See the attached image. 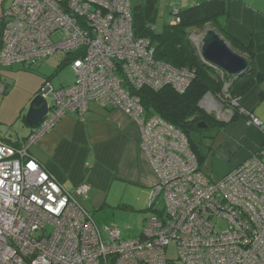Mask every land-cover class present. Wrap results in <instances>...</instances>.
<instances>
[{
	"label": "built area",
	"instance_id": "1",
	"mask_svg": "<svg viewBox=\"0 0 264 264\" xmlns=\"http://www.w3.org/2000/svg\"><path fill=\"white\" fill-rule=\"evenodd\" d=\"M178 12L173 4L170 24L179 23ZM72 54L73 83L54 88L44 81L39 95L48 111L23 144L0 140V264H167L170 244L183 264H264V143L213 179L182 131L146 115L135 91L170 86L183 93L195 72L155 59L150 41L134 37L131 0L11 2L0 32V67L31 68ZM90 101L119 109L138 125L156 176L146 203L151 213L136 237L98 225L76 198L87 197L89 185L67 191L29 152L66 114L84 119ZM216 102L204 105L214 111ZM223 113L225 120L232 116L229 108ZM239 113L260 125L250 112ZM160 197L164 206L154 209Z\"/></svg>",
	"mask_w": 264,
	"mask_h": 264
},
{
	"label": "crops",
	"instance_id": "2",
	"mask_svg": "<svg viewBox=\"0 0 264 264\" xmlns=\"http://www.w3.org/2000/svg\"><path fill=\"white\" fill-rule=\"evenodd\" d=\"M12 1L0 0V32ZM196 2L200 0H191L189 6ZM228 9L227 32L243 44L252 42L255 70L264 72V0H228ZM56 58L40 61L31 67L34 71L46 72L56 65L50 74L37 75V78L28 76L25 93L14 104L17 119L11 127L17 124L19 127L12 136L0 137V140L21 146L34 129L35 126H29L25 119L23 124L19 118L39 93L44 81L48 79L52 85L51 78L63 62V58ZM16 68H23V65L0 67V77L5 83L2 95L6 94L4 98L0 97L2 104L17 87L14 77ZM22 70L24 75L25 70ZM11 78L14 79L12 85L8 82ZM233 108L237 109V113L222 121V125L215 126L207 141H202L205 152L202 148L201 152L206 156L203 171L213 179L224 176L263 145L264 79L255 82L238 97ZM240 108L259 119L260 125L251 124L248 116L239 113ZM29 152L67 191L72 192L76 186L88 184L87 197L76 198L90 213V210L97 213L96 210H107L113 206L144 211L148 193L156 183L152 166L140 147L138 125L121 110L103 107L93 101L88 102L84 119L75 113L66 114L39 144L29 148ZM261 159L264 162V157Z\"/></svg>",
	"mask_w": 264,
	"mask_h": 264
},
{
	"label": "trees",
	"instance_id": "3",
	"mask_svg": "<svg viewBox=\"0 0 264 264\" xmlns=\"http://www.w3.org/2000/svg\"><path fill=\"white\" fill-rule=\"evenodd\" d=\"M154 15V0L132 4L134 37L146 38L150 41L154 47L155 59L167 62L174 67L192 69L195 76L183 93L176 92L170 86H164L159 90L143 87L135 91V95L140 99L147 116L158 115L186 135L189 148L195 155L199 168L203 171L202 167L206 156L202 154L201 148L192 138L191 132L201 130L197 127L200 121L208 123L209 127L220 126L223 122L207 114L199 106L200 100L209 93L220 103H223L222 90L224 82L228 81L227 93L229 98L226 99L224 106L232 111L233 116L237 113V109L233 108L230 100L237 99L238 101V97L255 82L264 79V72L255 70L252 42L247 45L243 44L227 32L228 0H203L184 9L179 8V23L172 25L168 21L163 25L160 32H155L153 28ZM205 28L212 29L235 52L245 56L248 60V67L244 72L237 75L224 72L221 75L219 70L201 59L199 51L190 40L189 35L194 30ZM75 55L65 57L60 68L61 65H69V61L75 58ZM23 68L31 69L26 66ZM0 80L2 82L1 77ZM200 142L202 143V141ZM146 210H148L147 206Z\"/></svg>",
	"mask_w": 264,
	"mask_h": 264
},
{
	"label": "rangeland",
	"instance_id": "4",
	"mask_svg": "<svg viewBox=\"0 0 264 264\" xmlns=\"http://www.w3.org/2000/svg\"><path fill=\"white\" fill-rule=\"evenodd\" d=\"M146 0H132V4H138V3H144ZM202 1V0H200ZM191 0H154V6H155V15L153 17V28L155 32H160L163 25L166 24L169 21L170 17V11L171 6L175 4L178 8L184 9L189 6ZM205 29L200 30H194L190 33L189 36H191V39H194L192 43L198 44V47L200 46L201 39L205 33ZM56 36H53V39H56ZM58 57V56H56ZM55 57V58H56ZM57 59V58H56ZM50 60V59H49ZM44 61V60H43ZM56 65L52 66V69H47L45 72L44 70L34 71L33 69H23V68H16L14 70V77L17 80L16 84L17 87H15L14 92L9 99H6L4 104L0 103V137H9V135H13V131L17 130L19 125H15L14 128H12V124L17 119L14 115V109H15V103L22 98L25 89V85L28 83V76L36 77L37 75H43V74H50L54 71ZM23 69V70H22ZM21 70L25 72L23 75L21 73ZM49 70V71H48ZM32 75H28V74ZM37 78V77H36ZM52 79V86L54 88L64 86L66 84L73 83L75 76L73 74V71L71 70L69 65L62 66L59 71L54 73ZM13 78L8 79L9 84L13 82ZM228 81L224 82L223 86V97L224 101L223 103L218 104L216 106V110H207L205 105L208 101H216L215 97L211 94H206L207 97L203 100L202 103L199 104V106L208 114L218 118L220 121H224L225 119L222 117V113L225 110L224 104H226V99L228 100V93H227V85ZM60 85V86H59ZM3 93H0V97L4 98L5 95H2ZM205 101V103H204ZM218 101V100H217ZM96 103V102H95ZM216 103H220L219 101ZM231 104V100H230ZM29 105L25 108V110L21 113V116L19 120L25 124V117L28 111ZM225 114V113H223ZM215 131V126L207 127L204 129H201L199 131H192L191 136L192 138L197 142L198 146L202 148V151L205 152V149L203 148V144L200 141H207V137H209L213 132ZM12 138V137H11ZM204 164V162H203ZM205 165V164H204ZM203 169V167H202ZM164 206V201L160 197L159 202L155 205L154 209H162ZM89 209V208H88ZM90 210V209H89ZM91 214L93 215L94 219L100 226H115L119 231L121 232V235L123 238H129V237H136L140 231H141V224L143 221L146 220V218L150 215V210H139L136 209L135 211L127 210V207L125 206H113V208H109L107 210H96L97 213L93 210H90ZM145 215V216H144ZM165 257L167 259V264H183L179 259L177 255V250L174 244H170L166 247L165 250Z\"/></svg>",
	"mask_w": 264,
	"mask_h": 264
},
{
	"label": "water",
	"instance_id": "5",
	"mask_svg": "<svg viewBox=\"0 0 264 264\" xmlns=\"http://www.w3.org/2000/svg\"><path fill=\"white\" fill-rule=\"evenodd\" d=\"M201 59L230 75H237L246 70L248 60L245 56L235 52L226 41L212 29H207L203 35L199 48ZM48 111L47 101L37 94L30 102L25 121L29 126H36ZM197 127H208L204 121H200Z\"/></svg>",
	"mask_w": 264,
	"mask_h": 264
},
{
	"label": "clouds",
	"instance_id": "6",
	"mask_svg": "<svg viewBox=\"0 0 264 264\" xmlns=\"http://www.w3.org/2000/svg\"><path fill=\"white\" fill-rule=\"evenodd\" d=\"M202 38H203V37H202ZM201 42H202V40H201ZM200 45H201V43H200ZM199 48H200V46L198 47V51H199ZM222 71H223V70H222ZM225 73H226V72H225ZM227 74H228V73H227ZM38 94H39V93H38ZM208 94H209V93H208ZM204 96H205V95H204ZM204 96H203V97H204ZM202 99H203V98H202ZM202 99H201V100H202ZM201 100H200L199 104L201 103Z\"/></svg>",
	"mask_w": 264,
	"mask_h": 264
},
{
	"label": "flooded vegetation",
	"instance_id": "7",
	"mask_svg": "<svg viewBox=\"0 0 264 264\" xmlns=\"http://www.w3.org/2000/svg\"><path fill=\"white\" fill-rule=\"evenodd\" d=\"M208 114V113H207ZM216 118V117H215ZM217 120H218V118H216ZM220 121V120H219ZM206 124H208V123H206ZM210 125L208 124V127H209Z\"/></svg>",
	"mask_w": 264,
	"mask_h": 264
}]
</instances>
